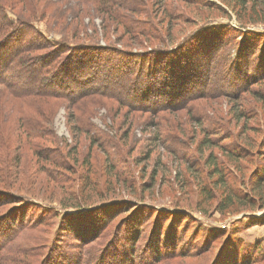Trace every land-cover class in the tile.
Instances as JSON below:
<instances>
[{
	"label": "rangeland",
	"instance_id": "374dc122",
	"mask_svg": "<svg viewBox=\"0 0 264 264\" xmlns=\"http://www.w3.org/2000/svg\"><path fill=\"white\" fill-rule=\"evenodd\" d=\"M261 1L0 0L65 45L61 59L146 57L87 63L97 78L84 91L97 94L76 101L0 87V244L14 235L0 264H34L52 247L82 264H264V183L250 188L264 65L260 46L236 52L244 33L264 42ZM216 27L227 28L218 47Z\"/></svg>",
	"mask_w": 264,
	"mask_h": 264
},
{
	"label": "trees",
	"instance_id": "16d2710c",
	"mask_svg": "<svg viewBox=\"0 0 264 264\" xmlns=\"http://www.w3.org/2000/svg\"><path fill=\"white\" fill-rule=\"evenodd\" d=\"M115 1L117 3H120V0ZM261 3L264 4V1H261ZM20 17L21 15L15 12L12 7L0 3V87L4 88L9 94L14 97H25L30 95H36L38 97H60L62 93H65L62 91L67 90L69 91V93L66 95L68 101H76L80 99V96H83L85 94H97L94 93V91H87L86 93L84 91L89 86V83L97 78L96 67H90L91 65L87 63H92V61H95L94 63L100 61L107 63V60L112 59V62H109L111 63V65H113L114 59H116L118 62L122 61L123 63L125 60L140 61L146 58L139 55L142 52L139 53L138 51H131L130 53L132 55H127L129 51H126L124 49H115L116 51H114V57L112 58H108L110 56L101 55L100 53H94L93 55L88 51L84 53L83 51H69L70 56H82L81 58L85 59V62H83V64L81 59H75L76 63H74V61H72L70 57H68V59L66 58L67 55L66 57L64 56L61 59V48H63L65 45L58 44V41L50 42V40L46 38L47 36L45 32L42 29L38 28L32 20H23ZM226 29V27H216V30H209L208 37L214 43V46L218 47L222 44ZM258 46L261 47L260 50L263 52L264 42L257 41L254 35L250 33H244V38L237 46L236 52H242V54H244V51H253V49L256 50V47ZM153 50L154 53H158L157 51H161L157 49ZM261 51H259V53L257 54L261 56L260 64L263 66L264 59H262L263 55H261ZM71 64L75 65L74 71L77 76H72L70 80L68 79L69 81L61 79L63 77H58L62 72L66 70V66H70ZM116 70L113 71V76H116V74H118ZM169 72L172 74V77H176L175 73H177L178 71ZM89 75H92V77H88ZM93 76L95 78H93ZM85 78H89L88 81L85 80ZM66 81L67 83H65ZM259 98L262 106L264 107V94H260ZM147 99L150 100V98L148 97ZM258 152L260 158H262L263 160V163L256 167L254 170L250 183V188L252 191L259 189L261 186L263 187L262 184L264 183V134L261 141L259 142ZM215 172H219L218 166L216 167ZM230 197L231 196H227L228 199ZM233 198H237V196H233ZM228 202L232 201L230 200ZM21 205L22 204L19 203L18 207L15 208V211H17V215L24 214L22 213V210H20L22 209ZM225 206H228V203H225ZM83 210L78 211L79 214L76 215L68 213V217H70L71 219H73V217L74 219L75 217H80L79 215H81L83 212H86ZM263 216L264 211L259 215V217L261 218ZM79 222L82 221L80 220ZM68 226H70L71 230L74 229L73 225L71 226V224H68ZM83 226H85V224H79L78 228L82 229ZM10 229L11 228H9V230ZM6 232L7 229H4V232L1 234V236L5 233L3 236L6 237ZM13 236L14 235L5 238L7 240V243L13 238ZM6 244H0V259L3 255L8 254L11 250V246H6ZM57 250L59 251H55V249L53 250V247L50 248V256L47 257V259L46 257H44V259H41L34 264H82L83 259L79 255V252L69 249L60 251L59 248H57ZM52 253H55L60 257V259L59 257H54L55 255L51 256ZM31 255H35V253H32ZM100 258H103V256L100 255ZM130 261L131 260L128 259H124L123 261V259L118 258L115 260V262L110 264H131Z\"/></svg>",
	"mask_w": 264,
	"mask_h": 264
}]
</instances>
